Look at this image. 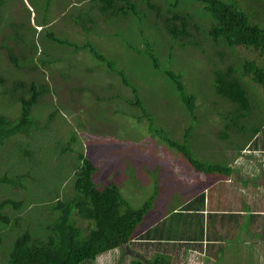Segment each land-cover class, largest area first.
<instances>
[{
	"label": "trees",
	"instance_id": "trees-1",
	"mask_svg": "<svg viewBox=\"0 0 264 264\" xmlns=\"http://www.w3.org/2000/svg\"><path fill=\"white\" fill-rule=\"evenodd\" d=\"M8 1L10 0H0V25L3 20V7ZM85 2L87 1L73 0V5L77 6ZM91 2L98 3V13L105 17L102 19L105 24L126 19L128 29L136 30L138 43L131 40L124 41L129 50H135V62L143 63L145 72L151 78L143 73L140 78L136 77V82L133 80L128 82L126 70L122 66H117L113 57L109 58L101 53L90 42L78 44L64 36L75 30L77 25L81 32L87 35L106 34L108 38L121 34L118 32L121 27L114 28V33L101 32L98 16L93 8L87 7L81 8L77 13L63 14L60 24L49 19L48 22L43 21L44 25L35 27L32 33L24 35L23 31L19 32L16 41L19 43L21 56L25 58L19 60L12 50L8 51L11 65L18 68L33 65L34 71L55 68L66 82L64 91L68 87L71 88L73 98L76 97L77 92L86 93L78 103L88 105L84 99H92L95 91L88 88L90 84L82 85L81 79H76L78 66L84 62H78L75 56L72 57L73 59L60 56L56 52V47L69 48L71 55H75L79 50L88 51L108 73L117 75L122 83L131 89L133 99L129 100L121 96L118 98L138 112L132 117L128 115L131 119L140 123L146 121L153 139H159L167 148L181 154L190 166L202 173H227L230 168L227 163H220L221 161L217 159L204 162L194 156L191 149V141L195 136L194 124L201 123L200 116L207 114L208 110L214 107L216 111L211 118V124L215 129L217 128L216 135L218 134L221 140L228 141L236 153L244 150L241 149L244 146L241 140L234 141L231 134L243 132L245 133L243 137H249L250 141L264 127V23L253 21L256 12L250 7L244 8L239 0H163V6L155 4L153 0H91ZM144 3L147 4L148 9H143ZM197 20L199 23L196 22ZM61 32H65L64 37ZM195 32L203 36L213 47L214 52L216 49L215 53L221 63V66L212 69V79L205 78L204 82L209 81L205 84L199 83L192 71L178 69V62H183L181 59L184 58L177 54V48L189 52L188 57L191 59L195 57L191 55L193 51L206 53L195 38ZM4 47L7 48L6 45ZM218 48L221 49L217 50ZM226 49L230 55L234 54V58H237L235 62L227 65L222 60L227 57ZM237 49L252 51L259 59L246 56L239 58ZM197 61L203 64L202 59ZM96 66L86 69V73L91 72ZM127 66L131 69L134 65ZM197 66L194 65L195 68ZM202 68L205 69L206 65H202ZM134 72L138 71L134 70ZM246 78L257 85L256 89H260L261 94L257 97V101ZM51 79L55 81L52 77ZM91 79L90 77L87 81ZM3 83L5 80L1 78L0 84ZM47 83H50L49 79L43 83L34 79L30 81L19 79L12 86L2 89L0 95L19 103L21 110L16 120H10L0 114V149L10 141L14 142V147L17 148L20 144L26 153L22 152L21 158H24L22 161L25 160L26 163L35 155L36 147L39 146L38 149H41L42 140L53 164L66 163L65 169L68 172L65 182L70 188L68 190L62 184V188L57 190L52 205L39 207L37 213L45 221L37 230L31 225L23 228L26 231L15 239L8 261L5 254V264H94L97 258L105 253L115 249L122 250L126 245L137 240L139 234L137 228L148 211L153 208L156 195L151 197L142 208L134 209L123 197L119 187L126 180L127 173L122 174V178L119 177L121 184L113 180L102 185L94 179L97 167L84 152L83 141L79 137V131H89L83 115L69 107L54 105L47 101V96L59 94L60 87L59 83L54 88ZM70 83H74L75 86L71 87ZM143 86L154 89L151 100L147 95L140 96ZM198 96H203L202 105L198 103ZM116 98L117 96L111 97L112 100ZM100 99L98 97V102L101 104ZM223 103H226L225 108ZM71 105L76 107L75 103ZM159 106H163L165 110L168 108L173 110L176 106H180V109L184 110L183 119L186 117L187 125L180 129L177 123L161 122L160 125L167 126V131L156 128V117L160 114L156 110ZM257 106L263 114L262 117L255 112ZM63 109H70L71 115L64 119L59 129H53L52 125L57 123L56 116ZM92 112H88L89 116ZM118 112L115 110V113ZM189 123L191 125L188 127ZM198 132L199 129L197 135ZM255 146L256 143L252 145L253 148ZM212 152L208 147L205 154ZM220 152L222 151L219 149L217 156L223 159L224 154ZM12 173L15 175L0 173V184L18 188L21 194L20 190L25 191L26 188L24 184L26 173L21 170V164ZM43 194L44 191L41 195ZM204 197L205 195L201 194L195 200L204 201ZM30 198V195H26L20 200L5 199L0 202L1 230L6 229L10 232L16 227L20 228L19 225L22 220H26V215L10 217L9 214L4 213V208L11 207L17 215L20 212L26 213L23 205L28 203ZM33 209L31 208V212ZM3 242L4 238L0 234V247ZM2 254L0 253V261Z\"/></svg>",
	"mask_w": 264,
	"mask_h": 264
},
{
	"label": "rangeland",
	"instance_id": "rangeland-1",
	"mask_svg": "<svg viewBox=\"0 0 264 264\" xmlns=\"http://www.w3.org/2000/svg\"><path fill=\"white\" fill-rule=\"evenodd\" d=\"M83 1L87 2L77 6L73 5V0H10L6 3L3 7V20L0 25V79L2 78L5 80V83L0 84V92L4 88L12 86L13 83L19 79H25V81L34 79L39 83H43L49 79L50 83L47 84L53 88L57 83H59V94L47 96L46 100L52 102L54 105L69 107L75 112H80V114L83 115L82 117L89 131H79V137H81L83 141L82 145L84 152L97 167L94 179L102 185L104 182L109 183L113 180L121 184L120 178H122V174L125 175L127 173L126 180L123 181L121 184L122 186L119 187L123 197L134 209L142 208L143 205H145V203L155 195L156 201L159 203L161 198L164 196L167 198L169 194H171L173 195L171 196V201L180 205L183 199L185 200L186 198L184 181L187 179L190 183V179H192L190 176L189 178L187 177V173L188 171L196 169L189 166L186 159L181 154L167 148L166 145H164L159 139H153L146 121L140 123L128 116L131 115L132 117L134 113L138 112L133 107L119 99L118 96L130 100L133 99V93L129 87L122 83V80L117 75L108 73V71L101 66L98 60L95 61L93 59L88 51L79 50L75 53V55H71L72 53L69 54L68 51L69 48L63 46L56 47V52L60 56H68L70 58L75 56L77 57L78 62H84L82 65L78 66L76 79H81L82 82L80 83L82 85H87V83L90 84L87 86L91 89V91H95V95L93 93L94 97L90 100L84 99L85 103L88 105H80L78 102L83 99L82 95L86 93L77 92L76 97L73 98L71 88L68 87L67 90L64 91L66 82L59 76L57 73L58 70L55 68H52L51 70L41 69L40 71H34L33 65L20 68L11 65L8 58V51L12 50L14 55L19 60L25 58V56H21L19 43L16 41V36L19 32L23 31L22 33L24 35L32 33L34 32L33 29L35 27L38 25H44L45 23H43V21L46 20L48 22L49 19L50 21L53 20L55 23L58 22L60 24L63 14H68L69 12L77 13L81 8L87 7L93 8L95 14L98 16V25L101 32L109 33L113 32V30L115 32L114 28L121 27L118 29V32L121 34L118 33L119 35L108 38L106 37V34L87 35L86 33L81 32L77 25L75 30H71V32L68 31V35H65V32H61V35L63 36L64 34L69 41L77 42L78 44L90 42L98 50H100L101 53L107 55L109 58L113 57L117 66H122V68L126 70L125 73L127 75L128 82L129 80L136 82V77L140 78L143 73L149 78L150 75L145 72L143 63L135 62V50H129L128 45L125 44L124 41L131 40L138 43L139 39L135 33L136 30L128 29L129 26L126 19L115 21L112 24H105L102 20L105 17H102L98 13V3H92L91 0ZM239 1L243 4L244 8L248 9L250 7L253 12H256L253 15L254 22H258L260 24L264 23V0H261L260 2H258L259 0ZM153 2L155 4H161L162 6L164 5L163 0H153ZM143 9H148L146 3L143 4ZM196 22L199 23L198 20ZM13 25H15V27H13ZM72 25L75 26V24ZM109 26L110 28L108 29ZM194 35L201 43V47L206 51V53L202 54L201 52L196 53L193 51L191 55H195L197 59H202L203 64L197 61L195 57L192 59L189 58V52H185L177 48V54L184 58L181 59L183 62H178V69L179 71H192L197 77L199 83H202L206 80L205 78L209 80L210 78L212 79V69L221 66V63L215 53L216 49L214 52L213 47L208 44L199 33L195 32ZM107 39L110 41V45H108L109 41ZM4 45L7 46L8 50L4 47ZM220 49L221 48H218L217 50ZM237 50L239 58L246 56L247 58L259 59L257 54L252 51L244 49ZM226 52L227 57L222 59L225 65L235 62L237 59L234 58L235 55H230L227 49ZM27 59H29V56H27ZM127 65L134 66H131L132 68L129 69ZM164 65H166V62H164ZM194 65H198L197 68H195ZM202 65H206V68L203 69ZM93 66H96V68L91 70V72L86 73L85 70ZM134 70L138 72H134ZM51 77L55 81H52ZM90 77L92 79L87 81ZM207 82L209 81H205L204 84ZM246 82L253 90V97L256 99L255 101H257V97L261 94L259 91L260 89H256L257 85H255L251 79L246 78ZM70 86L73 87L75 84L72 83ZM153 90L154 89L152 88L149 89V86H143L140 91V96L143 97L147 95L148 99L151 100V93ZM204 90L205 89H203V92ZM90 94L92 95V93ZM113 96H117V98L112 100L111 97ZM98 97L101 98V104L98 102ZM165 98L167 99V97ZM70 103H75L76 107ZM198 103L200 105L203 104V96H198ZM223 106L225 108L226 103H223ZM180 108V106H176L173 110L169 108L165 110L163 106H159L156 110L160 113L159 116L156 117V128H163L167 131V126L160 125L161 122H168L172 124L177 123L180 125V129L187 125L185 124L186 117L183 119V114H185L184 110ZM20 110L21 108L19 103L12 102V100L8 97L0 95V114L10 120H16L20 114ZM115 110H118L119 112L115 113ZM89 111H93L90 116L88 114ZM215 111L216 109L214 107L210 108L207 114L200 116L199 122L201 123L198 125L194 124L195 136L191 141V149L195 154L194 156L204 162H209L210 159H217L223 164L227 163V160H229L230 164H233L235 160L234 153H236V150L230 143H228V141H223L220 139L218 134L216 135L217 128L215 129L213 124H211V118H213ZM171 112L175 113V115ZM255 112L258 116H263L258 106ZM70 115V109H63L58 112L55 121L60 124H53V129H59L64 119L70 117ZM32 116H34V114H32ZM215 118L217 119V117ZM220 124L221 121L218 124V128H220ZM190 125L191 124L189 123L188 127ZM198 129V135L200 136L197 135ZM260 134L261 138L259 139V143H261L264 138V129ZM244 135L245 133L243 132L239 134H231V138L234 141H242L244 147L241 149H247L245 145L250 143L252 140L251 139L249 141V137H243ZM246 139L247 141H245ZM40 145L41 149H38L39 146L36 147L35 155L26 163L25 160L22 161L24 158H21V153L25 152L20 144L19 148H17L14 147V142L10 141L9 143L4 144L5 150H3L4 146L0 149L1 174L14 176L15 174L12 173V171H14L20 164L21 170L26 173V179L24 181L26 188L25 191L20 190L21 194L18 192V188H14L13 186L7 184H0V202L5 199L20 200L26 195H30L31 197L28 203L23 205V209L27 214L20 212V214L17 215L13 212L11 207L4 208V213L9 214L10 217L12 215H16L17 217L26 215V220L21 221L19 225L20 228L16 227L14 230H10V232L6 229L1 230L2 226H0V234L4 238V242L0 247V253H3L0 264L6 263V255L7 261L9 260V254L12 251L13 243L20 234L26 231L23 229L25 226L31 225L32 227H35V230H37L39 229V225L45 221V219L37 213L39 207L43 206L42 208H44V206L52 205L56 199L57 190L62 188V184L65 188H68V183L65 182L68 172V170L65 169L66 163L54 162L53 164L50 159V153L46 150L47 147L43 144L42 140ZM208 147L211 151H213L211 154H205ZM219 149L222 151L220 153L224 154L223 159L217 156ZM194 175V177H197L195 181V189L197 187L200 189L201 187L199 186V182L201 180V176L198 173ZM180 181H182L181 185L176 186ZM178 190H182L181 196L178 193ZM43 191L44 194L41 195ZM187 192L190 193V188L189 190L187 189ZM209 193L211 197L215 195L214 188L210 189ZM163 204L164 203L157 205V211H159L160 205ZM31 208H34L33 212H31ZM200 228L202 227L197 225L196 230L198 231ZM221 241L223 242H221L220 246H218L221 248V250L218 248L219 252L221 251L218 258L220 264H223V259L221 258L225 257L224 252H229V257L230 253L232 254L230 261H225L226 264H264V260L259 262L258 260L253 259L255 254L251 250H242V245L239 242H234L231 239L224 240L223 237H221ZM118 250L120 249H115V251L113 250L108 253L107 256H104L106 264H112L114 261L116 263L118 262L117 264H122L125 256L118 257L120 255ZM115 255L116 258H114ZM247 256H250L252 260L247 259ZM97 260H99V257ZM153 263L169 264L170 261L166 263L153 261Z\"/></svg>",
	"mask_w": 264,
	"mask_h": 264
},
{
	"label": "crops",
	"instance_id": "crops-1",
	"mask_svg": "<svg viewBox=\"0 0 264 264\" xmlns=\"http://www.w3.org/2000/svg\"><path fill=\"white\" fill-rule=\"evenodd\" d=\"M261 131L247 144V149L234 153V163L227 162L230 167L227 173L188 171L187 177L192 179L190 183L187 179L184 181L186 198L180 205L171 201V194L161 198L159 203L156 201L137 228V240L118 250V257L125 256L122 264H154L153 261H170L169 264H220L218 258L221 248L218 246L223 242L221 237L239 242L242 250H251L255 254L253 259L262 262L264 138L259 143ZM253 142L256 143L254 148ZM196 173L201 176L200 189H195ZM181 182L176 186H180ZM189 188L190 193L187 192ZM212 188L215 195L211 197L209 191ZM178 193L181 196L182 190H178ZM201 194L205 195L204 201L195 200ZM161 203L164 204L157 211V205ZM197 225L202 227L198 231ZM110 252L100 256L94 264H106L104 256ZM224 254L225 257L221 259L226 264L225 261L229 262L232 254L230 257L229 252ZM247 259L251 257L247 256ZM117 263L114 261L112 264Z\"/></svg>",
	"mask_w": 264,
	"mask_h": 264
}]
</instances>
